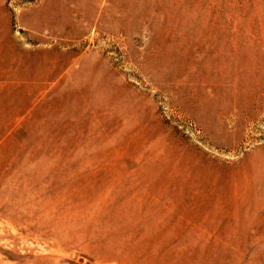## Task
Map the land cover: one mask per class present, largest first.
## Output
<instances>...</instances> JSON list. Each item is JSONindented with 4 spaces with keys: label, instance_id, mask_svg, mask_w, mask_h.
I'll return each instance as SVG.
<instances>
[{
    "label": "rangeland",
    "instance_id": "rangeland-1",
    "mask_svg": "<svg viewBox=\"0 0 264 264\" xmlns=\"http://www.w3.org/2000/svg\"><path fill=\"white\" fill-rule=\"evenodd\" d=\"M0 264H264V0H0Z\"/></svg>",
    "mask_w": 264,
    "mask_h": 264
},
{
    "label": "bare ground",
    "instance_id": "bare-ground-1",
    "mask_svg": "<svg viewBox=\"0 0 264 264\" xmlns=\"http://www.w3.org/2000/svg\"><path fill=\"white\" fill-rule=\"evenodd\" d=\"M201 158H203V157H201Z\"/></svg>",
    "mask_w": 264,
    "mask_h": 264
}]
</instances>
